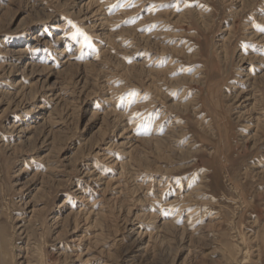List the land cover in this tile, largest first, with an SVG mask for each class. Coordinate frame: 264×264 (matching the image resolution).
<instances>
[{"label":"rangeland","instance_id":"1","mask_svg":"<svg viewBox=\"0 0 264 264\" xmlns=\"http://www.w3.org/2000/svg\"><path fill=\"white\" fill-rule=\"evenodd\" d=\"M256 26L264 0H0V264H264Z\"/></svg>","mask_w":264,"mask_h":264},{"label":"bare ground","instance_id":"2","mask_svg":"<svg viewBox=\"0 0 264 264\" xmlns=\"http://www.w3.org/2000/svg\"><path fill=\"white\" fill-rule=\"evenodd\" d=\"M33 6V5H32ZM96 26V25H95ZM110 29V28H109ZM141 34V33H140ZM101 35V34H100ZM136 35V34H135ZM254 37V36H253ZM122 38V37H121ZM37 40V39H36ZM151 43V42H150ZM153 43V42H152ZM146 44V43H145ZM35 46V45H34ZM36 48V47H35ZM6 50V49H5ZM24 51V50H23ZM3 54V53H2ZM139 54V53H138ZM4 55V54H3ZM67 62V61H66ZM65 63V62H64ZM63 63V64H64ZM18 64V63H17ZM28 73V72H27ZM249 82V81H248ZM77 96V95H76ZM148 108V107H147ZM69 110V109H68ZM163 118V117H162ZM54 131V130H53ZM157 135V134H156ZM51 145V144H50ZM137 181V180H136ZM90 182V181H89ZM86 190V189H85ZM83 192V191H82ZM103 192V191H102ZM99 202V201H98ZM175 205V204H174ZM171 209V208H170ZM173 210V209H172ZM172 212V211H171ZM179 215V214H178ZM141 218V217H140ZM216 218V217H215ZM166 219V218H165ZM159 228V227H158ZM159 231V230H158Z\"/></svg>","mask_w":264,"mask_h":264},{"label":"snow or ice","instance_id":"3","mask_svg":"<svg viewBox=\"0 0 264 264\" xmlns=\"http://www.w3.org/2000/svg\"><path fill=\"white\" fill-rule=\"evenodd\" d=\"M256 27L258 28V30L264 32V28H260L259 26H256ZM73 38H75V37H73ZM85 39H87V38L85 37ZM89 46H90V45H89Z\"/></svg>","mask_w":264,"mask_h":264}]
</instances>
